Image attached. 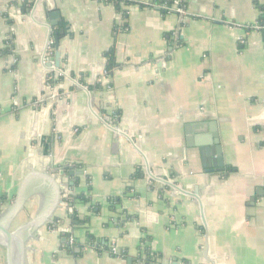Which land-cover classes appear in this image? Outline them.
<instances>
[{"label":"crops","instance_id":"1","mask_svg":"<svg viewBox=\"0 0 264 264\" xmlns=\"http://www.w3.org/2000/svg\"><path fill=\"white\" fill-rule=\"evenodd\" d=\"M28 5L0 0V220L40 218L28 264H264V0Z\"/></svg>","mask_w":264,"mask_h":264},{"label":"water","instance_id":"2","mask_svg":"<svg viewBox=\"0 0 264 264\" xmlns=\"http://www.w3.org/2000/svg\"><path fill=\"white\" fill-rule=\"evenodd\" d=\"M51 17L52 25H57L58 20L60 18V12L56 8L55 3H52L51 12L49 13ZM62 31V30H61ZM56 46H59V39L56 38ZM56 67H60V52L56 53ZM209 133L210 135L203 136L197 140L193 146H197L200 148L202 155L206 152H210L214 155V158L209 162H212V168L208 169V172L220 171L224 167V155H223V147L220 138V134L218 131V127L216 123L213 121L209 123ZM198 127L201 131H205L206 124L200 123ZM191 126L187 127V136H188V144L191 145ZM205 160V159H204ZM74 174V171H71ZM72 194V193H71ZM40 218L34 219L26 224H23L17 227L14 230L10 229V220L1 219L0 220V245L4 246L7 249V263L8 264H28V242L32 238L31 231L40 223ZM129 262L132 261L131 258H128Z\"/></svg>","mask_w":264,"mask_h":264},{"label":"trees","instance_id":"3","mask_svg":"<svg viewBox=\"0 0 264 264\" xmlns=\"http://www.w3.org/2000/svg\"><path fill=\"white\" fill-rule=\"evenodd\" d=\"M35 1V0H25V5L29 4V6H31L32 2ZM100 2H105V3H108V4H113L114 6H116L117 10L121 13H124V14H127L128 13V8L130 6H133V5H139V6H142V7H145V6H148L146 5L142 0H98ZM148 1H152V2H155L157 1L159 4H164V3H167L169 6L173 4V2L175 0H148ZM186 1L187 0H181L182 4H184L186 6ZM162 12L166 13L167 11L165 10H161ZM110 57V56H109ZM116 62L114 60V58L111 56L109 59H108V65H107V71H109L111 73L112 69L114 66H116ZM69 201H67L68 203H74L76 200H79L80 202H86L87 201V198L84 197L83 195H77V196H69L68 197ZM118 202H120V198L117 197V198H113L110 200V204L113 206L115 204H117ZM76 219H74L75 221ZM95 239L90 236L89 237V245L90 246H95ZM69 247V246H67ZM70 249V247L68 248Z\"/></svg>","mask_w":264,"mask_h":264},{"label":"built area","instance_id":"4","mask_svg":"<svg viewBox=\"0 0 264 264\" xmlns=\"http://www.w3.org/2000/svg\"><path fill=\"white\" fill-rule=\"evenodd\" d=\"M142 1L148 6H156L159 9H163V10H165L167 12H173L174 11V12L179 13L182 16H186L187 15L186 6L184 4H182L181 0H175L173 2V4L170 5V6L167 3L159 4L157 1H155V2L148 1V0H142ZM67 204H68V202H67ZM69 210L72 212V208L71 207L69 208ZM73 242H74V238L71 237L70 243H73ZM111 250H112V253L114 255H116V256L122 257L124 255V253L122 251H120V249L115 247V246H112Z\"/></svg>","mask_w":264,"mask_h":264}]
</instances>
